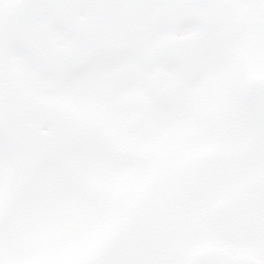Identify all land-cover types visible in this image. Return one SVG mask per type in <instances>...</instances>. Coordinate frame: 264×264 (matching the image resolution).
Listing matches in <instances>:
<instances>
[{
  "label": "snow or ice",
  "instance_id": "obj_1",
  "mask_svg": "<svg viewBox=\"0 0 264 264\" xmlns=\"http://www.w3.org/2000/svg\"><path fill=\"white\" fill-rule=\"evenodd\" d=\"M0 264H264V0H0Z\"/></svg>",
  "mask_w": 264,
  "mask_h": 264
}]
</instances>
